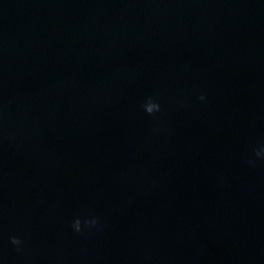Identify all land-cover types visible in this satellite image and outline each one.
I'll list each match as a JSON object with an SVG mask.
<instances>
[{"label": "water", "instance_id": "95a60500", "mask_svg": "<svg viewBox=\"0 0 264 264\" xmlns=\"http://www.w3.org/2000/svg\"><path fill=\"white\" fill-rule=\"evenodd\" d=\"M0 264H264V0H0Z\"/></svg>", "mask_w": 264, "mask_h": 264}, {"label": "clouds", "instance_id": "9594fccd", "mask_svg": "<svg viewBox=\"0 0 264 264\" xmlns=\"http://www.w3.org/2000/svg\"><path fill=\"white\" fill-rule=\"evenodd\" d=\"M200 99L203 100L204 98H203V97H200ZM158 110H159V105H157V104H155V103H153V102H151V101H149V102L144 106V111H145L147 114H149V115L153 114L154 112H156V111H158ZM258 155H259V154H258ZM86 223H87V222H86ZM91 223L94 224L95 221H92ZM73 227H74V229H75L76 232H79V231H80V221H79V220L75 221L74 224H73ZM10 243H11L12 245H14V246H19V245L21 244V240L18 239V238H16V237H12V238L10 239Z\"/></svg>", "mask_w": 264, "mask_h": 264}]
</instances>
